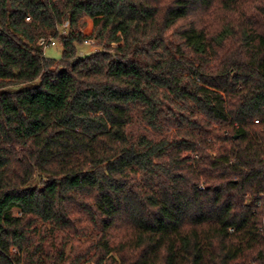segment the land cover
Here are the masks:
<instances>
[{"label":"trees","instance_id":"trees-1","mask_svg":"<svg viewBox=\"0 0 264 264\" xmlns=\"http://www.w3.org/2000/svg\"><path fill=\"white\" fill-rule=\"evenodd\" d=\"M0 264H264V0H0Z\"/></svg>","mask_w":264,"mask_h":264},{"label":"rangeland","instance_id":"rangeland-1","mask_svg":"<svg viewBox=\"0 0 264 264\" xmlns=\"http://www.w3.org/2000/svg\"><path fill=\"white\" fill-rule=\"evenodd\" d=\"M80 26H81V32L83 35H85L86 37L89 36L90 34H92V25H91V21L86 18V17H82L80 20ZM61 33H65L67 31V29H61L60 30ZM88 40H90L91 42L93 41L92 39H89L88 37L86 38ZM95 42V41H94ZM102 51V47L97 45V43H91L89 45H81L79 46L78 49V55L79 54H83V56H88L90 55V53H94V52H99ZM62 56V47L60 46V44H58V40H57V45L55 47H50L44 50V57L48 58V59H53V60H60ZM138 113H135V116H137ZM145 127V128H144ZM166 132H164V135H171L172 136V132L174 131L171 127H167ZM131 132H133L135 135H137L138 133H144L147 134L149 136H154L155 134L153 133L152 130L148 129L147 126L145 124L143 125H135L132 129Z\"/></svg>","mask_w":264,"mask_h":264},{"label":"built area","instance_id":"built-area-1","mask_svg":"<svg viewBox=\"0 0 264 264\" xmlns=\"http://www.w3.org/2000/svg\"><path fill=\"white\" fill-rule=\"evenodd\" d=\"M65 28V27H64ZM65 30V29H64ZM62 34V33H61ZM65 33H63L64 35ZM91 43H95L94 41H90L88 39H85L84 40V45H89ZM38 45L40 47H42V50H43V53H44V50L47 49V48H50V47H55L57 45V42L55 41V39H52V38H41L39 41H38ZM79 56H83V54H79ZM255 123H258V121L256 120Z\"/></svg>","mask_w":264,"mask_h":264}]
</instances>
